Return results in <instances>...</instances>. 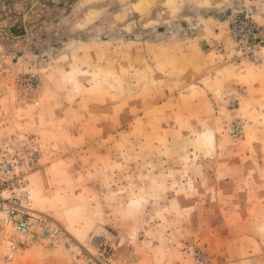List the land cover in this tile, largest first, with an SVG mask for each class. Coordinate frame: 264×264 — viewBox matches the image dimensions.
Returning <instances> with one entry per match:
<instances>
[{
  "label": "rangeland",
  "instance_id": "374dc122",
  "mask_svg": "<svg viewBox=\"0 0 264 264\" xmlns=\"http://www.w3.org/2000/svg\"><path fill=\"white\" fill-rule=\"evenodd\" d=\"M51 35L0 62V146L39 145L16 197L61 239L0 264H264V0H81Z\"/></svg>",
  "mask_w": 264,
  "mask_h": 264
},
{
  "label": "crops",
  "instance_id": "0c3cea01",
  "mask_svg": "<svg viewBox=\"0 0 264 264\" xmlns=\"http://www.w3.org/2000/svg\"><path fill=\"white\" fill-rule=\"evenodd\" d=\"M81 0H0V62L41 52ZM5 60V61H4ZM25 63V62H24ZM1 64V63H0Z\"/></svg>",
  "mask_w": 264,
  "mask_h": 264
},
{
  "label": "built area",
  "instance_id": "2783aa9c",
  "mask_svg": "<svg viewBox=\"0 0 264 264\" xmlns=\"http://www.w3.org/2000/svg\"><path fill=\"white\" fill-rule=\"evenodd\" d=\"M25 83L29 90L37 87V81L33 77L28 78ZM40 154L39 145L34 139L0 146V252L9 229L26 236L32 233L35 226L41 237L52 242H59L61 239L60 228L56 225H46L39 217L31 222L28 216L31 211L23 208L16 197V192L25 186L26 169H31L38 163ZM15 249V245L11 243V251ZM3 257L10 260L7 255Z\"/></svg>",
  "mask_w": 264,
  "mask_h": 264
},
{
  "label": "bare ground",
  "instance_id": "6f19581e",
  "mask_svg": "<svg viewBox=\"0 0 264 264\" xmlns=\"http://www.w3.org/2000/svg\"><path fill=\"white\" fill-rule=\"evenodd\" d=\"M6 250V251H11V246H9V245H6V247L4 246V247H2V250L1 251H3V250Z\"/></svg>",
  "mask_w": 264,
  "mask_h": 264
}]
</instances>
